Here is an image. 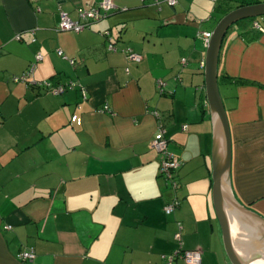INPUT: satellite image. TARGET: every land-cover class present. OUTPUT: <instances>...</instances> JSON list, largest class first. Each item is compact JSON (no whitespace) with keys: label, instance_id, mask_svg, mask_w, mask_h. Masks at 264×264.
<instances>
[{"label":"crops","instance_id":"1","mask_svg":"<svg viewBox=\"0 0 264 264\" xmlns=\"http://www.w3.org/2000/svg\"><path fill=\"white\" fill-rule=\"evenodd\" d=\"M100 1L0 0V264H165L161 256L178 248V222L183 247L201 250V264H231L212 202L200 66L202 32H212L224 3L113 0L116 8L88 28L57 29L61 13L75 20ZM106 30L116 51L107 48ZM127 47L142 59L126 58ZM37 53L34 80L71 81L73 88L52 95L15 81ZM217 70L232 193L264 218V16L227 30ZM155 111L168 150L182 162L176 190L158 174ZM174 197L180 204L167 214ZM263 242L253 233L239 244L255 252ZM28 248L35 258L20 260ZM246 259L264 264V257Z\"/></svg>","mask_w":264,"mask_h":264},{"label":"water","instance_id":"2","mask_svg":"<svg viewBox=\"0 0 264 264\" xmlns=\"http://www.w3.org/2000/svg\"><path fill=\"white\" fill-rule=\"evenodd\" d=\"M264 16V1L230 10L213 28L204 58V92L211 121V194L226 254L231 264H247L246 257H264L260 251L241 248V240L253 233L264 238V218L241 204L231 189V136L226 110L218 87V59L227 30L241 20ZM264 243V242H263Z\"/></svg>","mask_w":264,"mask_h":264},{"label":"built area","instance_id":"3","mask_svg":"<svg viewBox=\"0 0 264 264\" xmlns=\"http://www.w3.org/2000/svg\"><path fill=\"white\" fill-rule=\"evenodd\" d=\"M164 1H166L171 7L175 6L177 3V0H164ZM154 2L159 4L160 0H154ZM115 8L116 6L113 0H101L96 5L88 9L81 10L78 14V18L75 20L71 19L67 14L61 13L57 29L61 31L79 32L81 30H84L85 28H88L92 23L100 21ZM253 26L259 30L263 29L258 22H254ZM104 34L108 38V43H107L108 50L116 51L117 48L115 47V44L110 40V32L106 30L104 31ZM210 35H211L210 32H202V36L205 44L208 43ZM123 52L125 53L126 58H128L131 61L139 62L142 59L141 55L134 52L132 48L129 47L124 48ZM57 54L66 58V56L63 55L61 50H58ZM41 59H42V54L37 53L35 55L34 61L31 62L28 70L23 74H21L20 76H14L13 79L15 81H22L30 85L43 86L45 88V91L52 95H58L63 93L68 88H73L75 83L71 81L68 83L53 84L48 81L34 80L32 78V74L37 62H39ZM69 61L71 64L74 63V59H69ZM181 63L186 64V59L182 58ZM200 66L201 68H204V61L200 62ZM165 86L166 85L164 81L157 80L156 88L158 92L160 93L166 92ZM82 93L84 94L83 88H82ZM205 105H207V102L205 103ZM109 110L110 108L107 105H105L102 108V111H109ZM153 114L156 118H158V134L151 141L152 148L159 155L158 174L163 179L164 184L166 186H168L172 190H176L178 188V182L176 179V170H178L182 162L177 156H175L172 152L168 150V140L164 136L165 134L164 125L162 121L159 119L158 112L155 111L153 112ZM185 128L186 126H182L183 130ZM179 204H180L179 200L176 197H174L164 206V211L167 214H170L179 206ZM6 228L9 229L10 226L7 225ZM181 231H182V225L180 222H178V229L174 234V239L178 243V248L169 255L161 256L165 264H173L175 258L182 259L186 264H201V259H202L201 250L185 249L183 247ZM18 257L22 261H32L35 258L34 249L33 248L24 249L19 252Z\"/></svg>","mask_w":264,"mask_h":264},{"label":"trees","instance_id":"4","mask_svg":"<svg viewBox=\"0 0 264 264\" xmlns=\"http://www.w3.org/2000/svg\"><path fill=\"white\" fill-rule=\"evenodd\" d=\"M262 1H264V0H222V2L224 3V5H223L224 8H223L222 12H223V15H225L230 10L235 9L237 7H240V6H243V5H247V4H253V3H257V2H262ZM176 172H177V170H176ZM177 182H178V180H177ZM178 186H179V183H178Z\"/></svg>","mask_w":264,"mask_h":264},{"label":"rangeland","instance_id":"5","mask_svg":"<svg viewBox=\"0 0 264 264\" xmlns=\"http://www.w3.org/2000/svg\"><path fill=\"white\" fill-rule=\"evenodd\" d=\"M164 3L166 4V5H168V6H170L166 1H164ZM161 4V3H160ZM171 7V6H170Z\"/></svg>","mask_w":264,"mask_h":264}]
</instances>
